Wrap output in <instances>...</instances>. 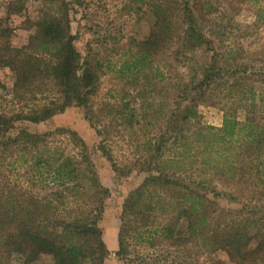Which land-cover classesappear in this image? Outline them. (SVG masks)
<instances>
[{
	"label": "rangeland",
	"instance_id": "obj_1",
	"mask_svg": "<svg viewBox=\"0 0 264 264\" xmlns=\"http://www.w3.org/2000/svg\"><path fill=\"white\" fill-rule=\"evenodd\" d=\"M130 1L80 0L69 10L75 45L82 55L89 51L103 64L91 97L92 113L87 112L91 119H87L83 108L71 106L38 124L18 121L9 135L20 129L37 134L47 133L45 142L49 148L58 149L76 161H82L85 156L89 160L90 164L81 163V168L95 173L98 184L106 191L96 197L102 202L98 227L109 253L103 264H237L234 253L223 249L208 251L200 241L187 245L166 243L149 246L143 240L134 242L129 238L126 257L119 258L115 253L116 238L124 198L148 172L157 167L192 185L191 180L207 178L208 190L215 189L221 193L218 200H214L216 204L221 208H231L236 215L241 210L245 213L264 212V183L259 188L262 192L259 195L253 193L250 185L255 172L248 161L251 152L244 153L243 161L239 159V165L243 164L240 170L242 180L221 177L214 169L216 164L208 156L210 152L214 154L218 144L207 132L210 127L217 129L222 126L224 114L239 122L253 118L264 126V83L257 75L264 68V23L257 17L260 5L250 0H189L188 6L197 24L211 39V49L227 57L228 61L222 62V65L236 69V77L244 75L243 67L246 68V75H251L239 88L243 91L251 88L254 101H244L235 89L229 92L225 86L218 85L197 104L195 117L187 124L178 121L175 131L171 132L168 119L184 105L179 99L184 83L202 74L212 53L204 46L185 48L186 26L179 11L180 1L174 2L170 16L171 40L157 56L162 72L155 85L157 93L146 95L145 100L137 99L129 103L135 108V114L140 115L138 123L132 122V127L118 123L120 119L106 117V106L120 102L122 88L130 94L135 93L120 77L118 66L126 58L123 52L128 50L131 40L145 39L154 21L147 5L133 8ZM48 10L47 4L41 0H0V25L10 30L6 39L8 44L16 48L26 47L32 31L26 27L28 20H36ZM13 83L12 71L0 64V113L10 115L26 111L59 98L49 80L36 81L23 98L13 96ZM71 132L76 138L70 136ZM160 143H163L162 152L156 150V145ZM17 155V150L10 154L0 150V201L8 210L18 211L26 219L30 216L27 211L28 197L41 198L61 188L41 183L38 179L34 182L28 179L30 175L16 162ZM184 175L190 179H183ZM94 200L91 192L79 200L62 198L58 214L65 218L80 212L86 214L94 206ZM231 216L235 215L231 213ZM179 227L184 234L183 221ZM1 236L0 244L4 238ZM22 263L20 255H7L0 245V264ZM33 264L52 262L49 257H40Z\"/></svg>",
	"mask_w": 264,
	"mask_h": 264
},
{
	"label": "trees",
	"instance_id": "obj_2",
	"mask_svg": "<svg viewBox=\"0 0 264 264\" xmlns=\"http://www.w3.org/2000/svg\"><path fill=\"white\" fill-rule=\"evenodd\" d=\"M41 1L47 4L49 10L36 20H28L26 27L32 31L26 47L10 46L6 40L10 30L0 25V64L13 73V96L23 98L36 81L49 80L59 98L26 111L10 115L0 113V150L6 154L17 150L16 162L30 175L28 179L33 182L38 179L61 190L41 198L28 197L27 211L30 216L26 219L18 211L8 210L0 201V238L4 236L0 245L7 255H20L22 264H33L40 257H49L52 264H103L109 253L98 227L102 202L96 197L106 191L98 184L95 173L81 168V163L90 164L89 160L84 155L83 162L76 161L58 149L49 148L45 142L47 133L37 134L20 129L9 135L18 121L38 124L71 106L83 108L87 119H91L87 112L92 113L91 97L103 64L89 51L82 55L74 43L69 10L80 0ZM250 1L260 5L257 17L264 23V0ZM174 2H179L180 15L186 26L185 48L204 46L212 54L202 74L184 83L179 94L184 105L168 119L169 131H175L178 121L187 124L195 117L197 104L218 85L225 86L229 92L235 89L243 97L240 99L253 103V90L239 88L251 75H246V68L243 67L244 75L236 77V69L222 65V62L228 61L227 57L211 49V39L197 24L188 6L189 0H131L133 8L147 5L154 21L145 39L131 40L128 50L123 52L126 58L118 66L120 77L135 93L130 94L122 88L120 102H109L106 106V117L120 119L118 123L132 127V122L138 123L140 115L135 114V108L129 103L137 99L145 100L146 95L157 93L155 85L162 75L157 56L171 40L170 16ZM257 75L264 83V68ZM208 129L210 137L218 144L214 154H208L209 160L216 164L214 169L218 175L242 180L240 170L243 164L239 165V159L243 161L244 153L251 152L252 155L247 157L255 172L250 185L253 193H262L259 188L264 183V169L260 168L264 167V126L253 118L239 122L224 114L220 128ZM70 136L76 138L73 132ZM161 145L163 143L156 145L157 151L162 152ZM173 175L161 167L153 168L126 195L117 230V257H126L129 238L134 242L143 240L149 246L166 243L187 245L200 241L208 251L223 249L234 253L237 264H264V212L245 213L241 210L236 215L231 208H221L216 204L221 193L215 189L208 190L207 178L191 180L192 185ZM183 179L190 178L184 175ZM90 192L95 197L94 206L86 214L80 212L69 218L58 214L62 198L79 200ZM181 221L185 224L184 234L179 227Z\"/></svg>",
	"mask_w": 264,
	"mask_h": 264
}]
</instances>
